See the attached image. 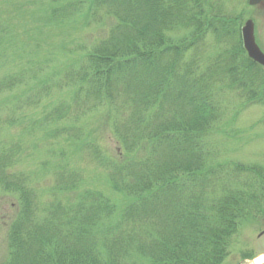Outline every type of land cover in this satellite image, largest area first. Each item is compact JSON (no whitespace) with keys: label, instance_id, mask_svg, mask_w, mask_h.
I'll use <instances>...</instances> for the list:
<instances>
[{"label":"trees","instance_id":"obj_1","mask_svg":"<svg viewBox=\"0 0 264 264\" xmlns=\"http://www.w3.org/2000/svg\"><path fill=\"white\" fill-rule=\"evenodd\" d=\"M210 2L39 0L46 27L97 30L88 43L63 40L60 53L46 48L43 61L35 42L20 62L0 20L10 67L0 135L16 125L20 137L40 133L31 146L0 140V190L18 200L2 264H222L240 226L264 219V166L221 162L208 138L225 89L264 105V68L247 57L237 18ZM100 128L118 150L102 147ZM39 140L38 170L17 169L24 155L36 159ZM74 155L103 170L125 204L84 187ZM37 171L51 184L40 188Z\"/></svg>","mask_w":264,"mask_h":264},{"label":"rangeland","instance_id":"obj_2","mask_svg":"<svg viewBox=\"0 0 264 264\" xmlns=\"http://www.w3.org/2000/svg\"><path fill=\"white\" fill-rule=\"evenodd\" d=\"M38 2L39 0H0V20L8 24L10 29L12 27L15 54L16 56H22L20 62L31 55L29 52H31L35 42L39 43V55L43 61L46 60V48L53 50L55 53H60L58 46L63 40L80 37L88 43L89 39L97 35L95 28L75 29V26H79L78 24L46 27V24L43 23L45 7ZM210 3L211 5L214 4V8L219 7L220 14L224 18H231L232 20L237 18V22L235 21L237 28L238 22H241L239 24L241 26L245 20L253 19L257 27V29L255 28L257 42L264 50V8L258 10L250 7L247 0H211ZM209 41L207 40V44H210L208 50L213 49V42ZM225 48H227V44ZM57 57L58 60L63 58L61 55H57ZM17 61L18 59H15L10 63L15 64ZM61 62H67V59L63 58ZM18 65H11L13 71L19 69ZM9 69V65L4 66L0 60V77L10 71ZM238 97L237 92H230L225 89L223 96L224 115L208 137L210 146L218 154L221 162L226 164L238 162L262 167L264 166V105L250 104ZM0 110L7 113L8 109L2 108ZM38 115H40L39 111L36 113V116ZM94 119L93 117L87 119L91 130L99 128L97 126L99 121L94 122ZM90 123L92 124L90 125ZM99 131L97 140L102 147L110 151L118 150L109 129L100 128ZM22 132L17 125L9 127L0 135V140L7 142L24 138L20 137ZM39 135L40 133L36 132V135L25 136L24 140L27 139V144L31 146L35 141V137ZM37 145H41V148L37 151L36 159L30 155H24L25 160L16 167L17 169L28 172H31V169L38 170V161L46 156V144L45 141L39 140ZM65 148L70 150V146L66 145ZM69 157L70 162L72 159L74 164L77 163L83 168L82 185L84 187L100 190L117 206L121 207L125 204L123 198L109 188L103 170L97 168L91 162H88L86 167L83 166L78 155H74L73 158ZM53 160L50 159V162ZM37 176L40 178L38 185L40 188L46 187L52 182L50 172L45 176L42 171H37ZM17 204L18 200L15 195L0 190V264L8 258L7 229L10 221L15 216ZM263 227L264 225L260 226L259 222H244L240 226L238 234L232 239L228 255L222 264H247L250 259H243L241 257L242 253L250 252L256 255L264 251V236L262 238L258 237V233Z\"/></svg>","mask_w":264,"mask_h":264},{"label":"water","instance_id":"obj_3","mask_svg":"<svg viewBox=\"0 0 264 264\" xmlns=\"http://www.w3.org/2000/svg\"><path fill=\"white\" fill-rule=\"evenodd\" d=\"M264 0H249L250 5H255ZM243 46L250 59L264 67V54L260 51L254 39V25L251 20H247L241 29Z\"/></svg>","mask_w":264,"mask_h":264},{"label":"flooded vegetation","instance_id":"obj_4","mask_svg":"<svg viewBox=\"0 0 264 264\" xmlns=\"http://www.w3.org/2000/svg\"><path fill=\"white\" fill-rule=\"evenodd\" d=\"M254 8H256L258 10L264 8V2H262V3H260V4L256 5V6H254ZM258 10H257V14H258ZM255 28L257 29L256 23H255ZM258 45H259V43H258ZM259 47L262 49V51H264L263 48L260 45H259ZM263 236H264V227L258 233V237L259 238H262Z\"/></svg>","mask_w":264,"mask_h":264},{"label":"bare ground","instance_id":"obj_5","mask_svg":"<svg viewBox=\"0 0 264 264\" xmlns=\"http://www.w3.org/2000/svg\"><path fill=\"white\" fill-rule=\"evenodd\" d=\"M247 264H264V254H260L258 257L248 261Z\"/></svg>","mask_w":264,"mask_h":264}]
</instances>
